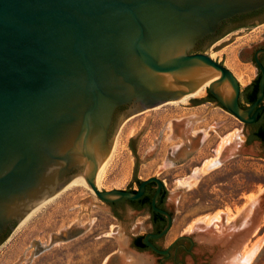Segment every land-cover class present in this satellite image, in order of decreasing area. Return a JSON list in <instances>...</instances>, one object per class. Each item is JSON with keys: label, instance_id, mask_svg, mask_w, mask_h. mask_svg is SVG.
<instances>
[{"label": "water", "instance_id": "95a60500", "mask_svg": "<svg viewBox=\"0 0 264 264\" xmlns=\"http://www.w3.org/2000/svg\"><path fill=\"white\" fill-rule=\"evenodd\" d=\"M263 6L264 0H0V234L73 178L105 203L139 198L154 181L152 208L167 223L142 242L168 253L150 240L172 225L171 213L156 206L163 182L150 176L137 190H102L97 172L123 119L178 100L211 79L206 90L223 108L252 122L238 104L234 73L209 48L196 50L223 20ZM123 105L127 110L114 119ZM263 213L264 193L247 217L221 234L202 223L195 234L220 244L218 262H225ZM184 237L190 235L178 239Z\"/></svg>", "mask_w": 264, "mask_h": 264}, {"label": "rangeland", "instance_id": "374dc122", "mask_svg": "<svg viewBox=\"0 0 264 264\" xmlns=\"http://www.w3.org/2000/svg\"><path fill=\"white\" fill-rule=\"evenodd\" d=\"M258 28L261 32L264 25ZM249 30L208 52L217 61L226 60V66L229 61L232 68L227 67L240 80L251 71L238 59ZM206 93L205 89L185 102L169 101L123 119L115 135L118 147L97 187L137 190L138 181L156 176L166 188L165 205L172 215L169 231L158 240L162 249L190 235L196 244L193 258L180 255L184 264H264V213L225 262H218L220 244L195 234L199 223L221 234L225 226L247 217L264 193V159L256 158L251 145L242 146L241 122L230 112L215 103L196 105ZM121 216L114 217L108 204L86 186L63 191L11 231L0 246V264H143L144 258L158 264V254L138 253L131 246L134 237L152 231L148 214L125 210Z\"/></svg>", "mask_w": 264, "mask_h": 264}, {"label": "flooded vegetation", "instance_id": "af4514ba", "mask_svg": "<svg viewBox=\"0 0 264 264\" xmlns=\"http://www.w3.org/2000/svg\"><path fill=\"white\" fill-rule=\"evenodd\" d=\"M263 25L264 6L253 11L236 14L228 19L223 20L215 32L210 33L202 38L199 41L196 50L197 52H206L208 48L214 47L217 43L225 39H231V42L229 43H232L236 41L237 36L235 35L238 32L243 31L244 29H250L246 39L248 40V43H246V45L240 49L238 59L240 63L249 65L251 71L250 73H245L246 77L243 79L245 82L243 80V82L241 80L239 82V78H236L240 85L238 104L243 110H249L250 116H254V119L249 123L240 121L241 125L238 129L240 130L241 135L244 137L242 146L248 147L251 145L257 152L256 158L259 159H264V90L262 94L260 92L261 82H264V30L260 32L258 28ZM257 60L260 63H258ZM219 62L226 66V60L224 62ZM238 65L237 67L240 69L241 66ZM204 103H215V106H220L223 108V105L216 100L209 90H207L205 98L196 105L198 106ZM127 108L128 105L120 106L115 112L114 119L117 114L123 113L127 110ZM140 183L141 181H138V186ZM156 190V182H148L146 184L145 192L142 196L133 200L121 198L114 202L107 203L109 211L117 219H121V213H123L125 210L147 213L149 222L152 224L151 232H159L164 228L167 220L163 214L155 212L152 208V199ZM165 200L166 188L163 186L156 206L168 210L165 205ZM18 224V222H14L12 227H7L6 230L0 234V246L3 245V243L9 237L11 231L17 228ZM160 238L161 237L151 238L150 240L158 248H161L160 244L158 243ZM141 244H143L145 247H142ZM195 244L196 242L193 236H190V238H179L168 246V253L161 254L155 252L151 247L146 246L142 240L141 242L136 241L135 237L131 242L132 248L140 253L152 251L153 253L158 254V264H165V261L169 260L174 264H184V261L179 258L180 255L185 253L191 255L193 258V247Z\"/></svg>", "mask_w": 264, "mask_h": 264}, {"label": "bare ground", "instance_id": "6f19581e", "mask_svg": "<svg viewBox=\"0 0 264 264\" xmlns=\"http://www.w3.org/2000/svg\"><path fill=\"white\" fill-rule=\"evenodd\" d=\"M227 66L231 67V63L228 61L227 62ZM232 71V70H231ZM233 72V71H232ZM214 81L215 79H211L209 81H206L201 87H199L196 91L190 92L187 95L179 98L178 100H173L170 102H185L187 101V99H189L190 97H194V96H200L202 95V93L204 92V90L206 89V87L208 86H212L214 85ZM240 81V79H239ZM242 81V80H241ZM244 81V80H243ZM242 81V82H243ZM219 88H223L221 85L218 86ZM225 96L227 97V94L225 93ZM118 142H119V135L116 136L112 148L110 150L109 155L105 158V160L103 161L102 165L100 166L98 172H97V176H96V185L98 187H100L102 185V180L104 179L106 173H107V167L108 164L110 162V159L112 158L115 150L118 147ZM82 186H86L89 188V186L84 183V182H80L78 181L76 178H73L69 183H67L59 192H57L56 194L52 195V196H48L45 199H43L41 202H39L37 205H35L30 212L19 222L17 228H21L23 225H25L27 223V221L32 218L37 212H39L40 210H42L47 204L51 203L53 201V199L56 197V195H58L59 193L63 192V191H68V190H72L78 187H82ZM250 199L253 200L255 199V196H250ZM219 217V215L217 216V218ZM235 217V215L231 218L233 219ZM210 220V219H209ZM216 227H221L219 225L216 224ZM204 237V236H202ZM143 259V258H142ZM143 264H151L149 263L145 258L144 260H142Z\"/></svg>", "mask_w": 264, "mask_h": 264}, {"label": "trees", "instance_id": "16d2710c", "mask_svg": "<svg viewBox=\"0 0 264 264\" xmlns=\"http://www.w3.org/2000/svg\"><path fill=\"white\" fill-rule=\"evenodd\" d=\"M206 100H209V99H206ZM142 238H143V235H138V236L135 237V240L138 241V242H141ZM141 246L145 247L143 244H141Z\"/></svg>", "mask_w": 264, "mask_h": 264}]
</instances>
